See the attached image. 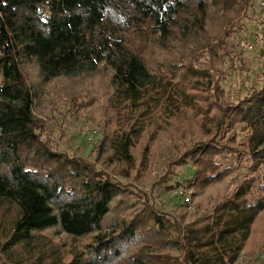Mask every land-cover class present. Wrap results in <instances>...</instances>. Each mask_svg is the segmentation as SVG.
<instances>
[{
    "label": "trees",
    "instance_id": "16d2710c",
    "mask_svg": "<svg viewBox=\"0 0 264 264\" xmlns=\"http://www.w3.org/2000/svg\"><path fill=\"white\" fill-rule=\"evenodd\" d=\"M207 1L0 0V264H234L241 252L264 249V71L260 88L235 103L226 98L225 43L199 40ZM28 67L37 81L28 82ZM93 75L106 82L111 110L113 131L99 144L107 168L133 169V149L158 118L174 120L182 137L193 125L180 122L194 103L184 93L191 86L209 94L210 110L170 167H192L185 188L194 198L231 177L239 184L175 218L131 184L59 151L35 115L41 85ZM246 161L255 177L237 182ZM49 232L90 239L66 260Z\"/></svg>",
    "mask_w": 264,
    "mask_h": 264
},
{
    "label": "rangeland",
    "instance_id": "374dc122",
    "mask_svg": "<svg viewBox=\"0 0 264 264\" xmlns=\"http://www.w3.org/2000/svg\"><path fill=\"white\" fill-rule=\"evenodd\" d=\"M263 5L262 0L207 1L205 12L207 24L199 40L203 43L205 40L202 38L205 37L211 39L212 43L215 40L225 43L224 52L229 56L223 57L224 64L220 70L224 78L220 87L224 90L226 98L233 103L252 89L260 88L261 74L264 71ZM231 20L235 22L234 31L226 36L224 31L220 32V28L222 24ZM193 45L195 50L196 39ZM169 69L172 73L175 72L174 66ZM177 74L183 78V74ZM25 75L28 82L39 79L38 72L33 67H28ZM100 75L71 80L59 78L41 85L35 115L43 123V137H46L59 151L85 159L118 181L131 184L141 193L149 195L156 209L175 218L184 213L192 214L201 203L203 205L200 209L207 208L239 184L235 182L232 184L231 177L204 190L200 198H194L191 191L185 188V182L192 178V167L176 165L170 167L177 152L184 148L190 137L197 136L195 121L200 119L206 110L207 112L210 110L203 103L206 98H210L209 94L206 91L194 90L191 86H184V93L192 97L194 103L192 107L183 109L180 122L182 127L189 126V121L186 122L184 119H190L193 125L189 130L186 127L182 129L184 130L182 137H179L178 131L173 129L174 120L164 118L162 122V119L158 118L156 124H146L145 133H142L138 144L133 149L135 160L133 169H126L120 165L107 168L105 163L107 153L101 151L99 144L102 141L105 148L104 140L107 134L113 131V126L111 110L108 108L104 90L106 82ZM85 93L91 100L88 104L83 100ZM100 93L101 100L91 99ZM244 141V135H239V142ZM169 171H173V174L169 173L165 177ZM257 172L260 176L264 174V165L258 167ZM124 174L125 176H122ZM253 175L255 177V173L250 172L249 162L246 161L241 164L235 177L237 182H241L243 176L253 177ZM182 192L190 197L192 209L184 205ZM0 224L7 225L3 220ZM46 236L53 240L55 247L60 250L66 260H69L73 253L84 252L90 239L89 237L73 239L55 235L53 232L46 233ZM262 255H264V249L250 248L241 252L234 264H264Z\"/></svg>",
    "mask_w": 264,
    "mask_h": 264
},
{
    "label": "built area",
    "instance_id": "2783aa9c",
    "mask_svg": "<svg viewBox=\"0 0 264 264\" xmlns=\"http://www.w3.org/2000/svg\"><path fill=\"white\" fill-rule=\"evenodd\" d=\"M263 4H264V0H262ZM264 6V5H263ZM263 36H264V30H263ZM181 197H182V201L184 203V205L188 208V209H192L190 206V197L188 196V194H186L185 192L181 193ZM262 259L264 260V255L261 256Z\"/></svg>",
    "mask_w": 264,
    "mask_h": 264
}]
</instances>
